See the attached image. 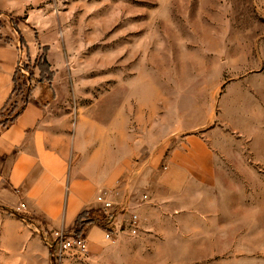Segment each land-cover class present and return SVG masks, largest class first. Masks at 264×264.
<instances>
[{
  "label": "rangeland",
  "instance_id": "obj_1",
  "mask_svg": "<svg viewBox=\"0 0 264 264\" xmlns=\"http://www.w3.org/2000/svg\"><path fill=\"white\" fill-rule=\"evenodd\" d=\"M7 2L21 10L0 9V27L9 26L25 46L27 75L15 73L6 110L29 99L35 86L42 94L49 88L72 127L100 120L112 148L123 139L129 175L105 189L116 204L108 211L95 204L77 225L64 227L73 232L81 226L85 237L97 225L100 233L87 239L86 255L62 261L264 264V0ZM191 138L212 154L215 179L203 188L219 196L223 211L216 217L184 215L180 222L175 214L149 213L144 204L151 193L141 168L155 158L154 181L172 149ZM127 196L133 205H126ZM130 212L140 219L137 235L123 228ZM109 213L123 229L105 238L100 218ZM20 214L29 225L25 206ZM88 217L92 224L85 223ZM199 219L218 232L185 231ZM148 222L170 231L144 233ZM215 239L217 248L211 247ZM167 240L170 248H158ZM231 241L234 247L226 248Z\"/></svg>",
  "mask_w": 264,
  "mask_h": 264
},
{
  "label": "crops",
  "instance_id": "obj_2",
  "mask_svg": "<svg viewBox=\"0 0 264 264\" xmlns=\"http://www.w3.org/2000/svg\"><path fill=\"white\" fill-rule=\"evenodd\" d=\"M0 9L17 14L21 6L4 0L0 1ZM19 26L26 37V28ZM11 31L9 26L0 27V264H54L40 231L72 227L80 212L96 204L97 190L126 178L129 168L123 139L120 137L118 146L112 148L106 124L100 120H88L86 128L82 122L72 127L69 114L61 109L58 97H53L49 88L42 94L35 86L29 99L16 101L11 111L6 110L13 100L18 58L20 54L26 58L25 46ZM29 42L30 49H34V40ZM211 155L200 139H182L170 152L164 170L157 172L158 177L153 176L154 181L151 173L155 172L156 160L149 159L141 168L146 193H151L145 209L153 215L175 214L179 222L184 215L219 216L224 209L219 196L203 188L212 187L215 179ZM153 190L156 192L152 195ZM125 202L129 206L133 199L127 196ZM21 203L32 217L28 218L29 225L16 211ZM122 203H118L120 210ZM117 219L114 216L113 223ZM201 221L185 231L218 232L217 228L207 229L206 221ZM143 228L144 233L151 234L170 231L168 226L160 228L150 222ZM99 233V227L92 225L85 238L93 241ZM218 246L216 239L211 241V247ZM170 247L167 240L158 248ZM229 247H234V242L226 243Z\"/></svg>",
  "mask_w": 264,
  "mask_h": 264
},
{
  "label": "built area",
  "instance_id": "obj_3",
  "mask_svg": "<svg viewBox=\"0 0 264 264\" xmlns=\"http://www.w3.org/2000/svg\"><path fill=\"white\" fill-rule=\"evenodd\" d=\"M25 64L23 61V57L20 54L16 73H22L23 75H27V71L24 68ZM146 198V195L143 196V199ZM95 203L97 206L104 210H110L114 208L116 202L114 201V197H112V193L108 192V190H99L95 196ZM24 208V204H20L17 207L16 211H20ZM110 214V213H109ZM111 215V214H110ZM113 217H109V220L104 222V237L110 238L114 229H126L131 235H137L140 230V219L137 213L130 212L128 218L125 220L123 225H115L113 223ZM113 226L112 229H109L110 226ZM42 236V240L49 247L52 260L54 264H61L62 260L65 258H73L77 256H84L89 252V244L87 239L84 236H76L73 232H67L63 229H55V230H44L40 231Z\"/></svg>",
  "mask_w": 264,
  "mask_h": 264
},
{
  "label": "trees",
  "instance_id": "obj_4",
  "mask_svg": "<svg viewBox=\"0 0 264 264\" xmlns=\"http://www.w3.org/2000/svg\"><path fill=\"white\" fill-rule=\"evenodd\" d=\"M50 74H52V73H50ZM51 79H52V78H50V80H51ZM86 214H88V211H86V210L80 212V213L78 214V216L76 217V220H75V223H74V224L77 225L78 222L81 221V218H82L84 215H86ZM109 217H111L110 214H105L102 218H100V220H101L100 223H101V226H102V227H103V225H104V222H105L106 220H109ZM93 221H94L93 218L88 217V218L86 219V222H85V223L92 224ZM82 229H83V228H81V226H80L79 228H74V229H73V232H74V234H75L76 236H83V235H84V232H83Z\"/></svg>",
  "mask_w": 264,
  "mask_h": 264
}]
</instances>
